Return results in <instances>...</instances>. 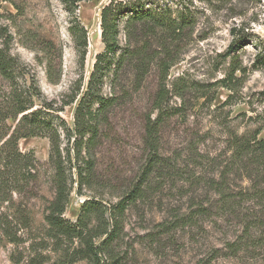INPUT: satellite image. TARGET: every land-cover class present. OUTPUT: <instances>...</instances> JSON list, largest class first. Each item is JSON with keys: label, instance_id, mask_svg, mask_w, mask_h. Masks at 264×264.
Listing matches in <instances>:
<instances>
[{"label": "rangeland", "instance_id": "obj_1", "mask_svg": "<svg viewBox=\"0 0 264 264\" xmlns=\"http://www.w3.org/2000/svg\"><path fill=\"white\" fill-rule=\"evenodd\" d=\"M111 1L81 0L70 14L60 0H0V46L7 43L10 55L18 60V85L37 87L36 107L51 106L50 116L60 126L62 150L67 147L64 129L72 130L95 57L104 51L100 12ZM137 1L146 12L164 11L185 23L175 36L153 33L147 23L128 29L124 19L120 23L119 46L138 54L118 72L112 66L104 78L101 95L115 101L103 111L107 121L99 125L92 152L99 187L95 193L83 190L80 196L73 177L64 217L75 222L83 201L94 194H104L105 201L114 202L110 193L119 194L122 185L135 180L145 159L144 119L159 100L171 114L160 131L162 154L175 157L183 176L176 185H165L162 193L152 189L146 203L138 202L125 213L126 239L132 248L128 264H264V228L253 229L247 235V251L229 261L213 254L215 248L221 249L226 223L223 229L207 224L205 231H164L159 227L178 210L185 213L190 196L197 204L216 200L213 194L205 195L203 183L190 187L187 180L191 177L227 173L233 194L241 190L251 194L236 214L250 217L260 210L256 204L261 201L252 195H264V182L254 186L256 168L260 175L264 169L250 165L245 157L237 160L234 137L264 141V0ZM74 21L87 32L83 61L68 31ZM239 38H243L239 48L228 53ZM45 43L50 44L48 54L43 50ZM48 62L52 63L49 77ZM6 91L7 83L0 78V93ZM75 96L76 101L70 103ZM5 123L13 126L15 122ZM18 150L34 155L41 166L40 176L31 194L14 193L8 202H0V219L9 223L0 229V264H58L59 254L46 237L44 221L54 194L49 180L50 144L42 137L20 139ZM107 185H113L115 191ZM181 187L184 189L179 191ZM6 229L7 234L15 235L14 242L4 235Z\"/></svg>", "mask_w": 264, "mask_h": 264}, {"label": "trees", "instance_id": "obj_2", "mask_svg": "<svg viewBox=\"0 0 264 264\" xmlns=\"http://www.w3.org/2000/svg\"><path fill=\"white\" fill-rule=\"evenodd\" d=\"M60 1L66 10L73 14L81 0ZM139 6L137 0H112L101 9L100 39L104 51L95 57L85 91L77 103L72 130L64 129L63 139L67 146L64 150L61 149L62 140L57 131L60 126L56 124L53 116H50L51 106L43 104L36 107L34 99L39 97L37 87L33 84L26 87L18 85V60L10 55L7 43L0 46V78L8 87V91L0 93V202H8L14 193L31 194L40 176L41 166L32 153L25 154L18 150V141L34 137L46 138L50 144L49 180L54 194L46 206L44 221L47 225L46 237L55 246L54 253L59 254L58 264H74L78 261H86L89 264H128L129 250L132 248L128 247L126 239L125 213L138 202L146 201L148 192L152 189L162 193L165 185H176L177 180L183 176L177 168L175 157L162 154L160 131L171 114L165 112L157 100L152 108V114L156 112L157 115L152 118V114H148L144 119L142 143L145 159L135 180L122 185L119 194H108L111 199H115L114 202L105 201L104 194H94L90 199L83 201L75 222L67 221L64 217L73 183L76 182V193L80 196L83 190L95 193L99 187L92 152L99 134V125L107 121L103 111L115 101L114 98L105 99L101 95L104 78L112 66L114 71L118 72L125 62L138 54L137 50L119 46L120 23L124 19L125 29L139 22L147 23L151 32L173 36L180 33L185 23L184 20H179L180 18L167 16L164 11L146 12ZM68 31L74 40L80 60L83 61L87 49V32L77 21H74ZM242 39L232 43L228 53L231 50L236 51ZM49 45L43 44V50L47 54L51 51ZM51 64H47L48 77ZM162 95L163 92L158 94L160 100ZM76 98L75 96L70 103H74ZM93 106H96L95 110ZM8 121L15 123L13 126H6L5 122ZM234 139L237 140V160L240 162L245 157L250 165L264 169V141ZM259 175L256 168L258 180L253 181L254 186L264 182V171ZM187 182L190 187L203 183L205 195L213 194L216 200L206 204L205 199L204 203L197 204L195 198L190 196L186 212L178 210L169 221L163 220L159 227L164 231L184 228H200L205 231L207 224L211 223L223 229L222 224L226 223L227 229L221 233V249L215 248L213 254L229 261L236 260L241 252L247 251V235L253 229L264 228V195L259 194L254 187L257 193L252 196L261 201L256 204L260 210L256 211V215L249 217L236 213L251 194L249 190L233 194L227 173L205 179L191 177ZM107 187L115 191L113 185ZM183 189L184 187H181L179 191ZM178 194L182 196L183 193ZM25 220L28 225L26 218ZM6 224L9 223L0 219V229L4 230ZM26 224L22 227H26ZM3 232L10 242L15 241L14 234H7V229Z\"/></svg>", "mask_w": 264, "mask_h": 264}]
</instances>
